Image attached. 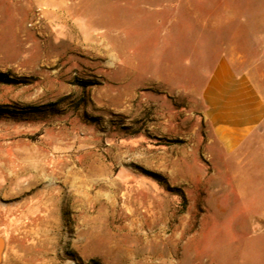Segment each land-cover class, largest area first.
I'll list each match as a JSON object with an SVG mask.
<instances>
[{
    "label": "rangeland",
    "instance_id": "1",
    "mask_svg": "<svg viewBox=\"0 0 264 264\" xmlns=\"http://www.w3.org/2000/svg\"><path fill=\"white\" fill-rule=\"evenodd\" d=\"M221 55L264 76V0H0V264H264Z\"/></svg>",
    "mask_w": 264,
    "mask_h": 264
},
{
    "label": "crops",
    "instance_id": "2",
    "mask_svg": "<svg viewBox=\"0 0 264 264\" xmlns=\"http://www.w3.org/2000/svg\"><path fill=\"white\" fill-rule=\"evenodd\" d=\"M236 57L241 69L236 68L235 56L221 55L209 70L201 90L203 113L226 154L243 158L245 198L255 196L251 181L258 176L257 195L264 212V76L253 59Z\"/></svg>",
    "mask_w": 264,
    "mask_h": 264
},
{
    "label": "water",
    "instance_id": "3",
    "mask_svg": "<svg viewBox=\"0 0 264 264\" xmlns=\"http://www.w3.org/2000/svg\"><path fill=\"white\" fill-rule=\"evenodd\" d=\"M3 247H4V241L3 239L0 237V257H1V253L3 251Z\"/></svg>",
    "mask_w": 264,
    "mask_h": 264
},
{
    "label": "trees",
    "instance_id": "4",
    "mask_svg": "<svg viewBox=\"0 0 264 264\" xmlns=\"http://www.w3.org/2000/svg\"><path fill=\"white\" fill-rule=\"evenodd\" d=\"M4 79H5V78H4ZM4 79H1L0 81H8L9 78H7L6 80H4Z\"/></svg>",
    "mask_w": 264,
    "mask_h": 264
}]
</instances>
